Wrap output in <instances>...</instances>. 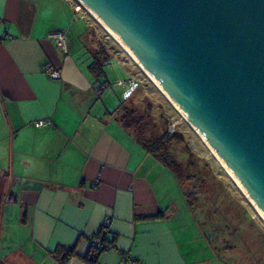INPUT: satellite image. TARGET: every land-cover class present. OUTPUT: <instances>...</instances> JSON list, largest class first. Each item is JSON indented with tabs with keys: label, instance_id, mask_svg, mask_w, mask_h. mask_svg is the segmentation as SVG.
<instances>
[{
	"label": "crops",
	"instance_id": "0c3cea01",
	"mask_svg": "<svg viewBox=\"0 0 264 264\" xmlns=\"http://www.w3.org/2000/svg\"><path fill=\"white\" fill-rule=\"evenodd\" d=\"M75 5L0 0V264H58L49 251L73 244L79 256L66 264H87L80 256L105 222L112 244L97 264H224L173 172L117 120L135 77L110 57L101 83L89 72Z\"/></svg>",
	"mask_w": 264,
	"mask_h": 264
},
{
	"label": "water",
	"instance_id": "95a60500",
	"mask_svg": "<svg viewBox=\"0 0 264 264\" xmlns=\"http://www.w3.org/2000/svg\"><path fill=\"white\" fill-rule=\"evenodd\" d=\"M127 47L264 215V0H74Z\"/></svg>",
	"mask_w": 264,
	"mask_h": 264
},
{
	"label": "rangeland",
	"instance_id": "374dc122",
	"mask_svg": "<svg viewBox=\"0 0 264 264\" xmlns=\"http://www.w3.org/2000/svg\"><path fill=\"white\" fill-rule=\"evenodd\" d=\"M78 12L89 27L85 35L87 51L92 54L103 48L111 59L123 62L137 80L138 86L126 104L141 118L142 135L150 139L163 135L167 150L181 172L191 176L184 190L196 193L198 200L193 213L205 224V231L203 228L201 231L207 237L211 234L207 227L215 229L214 246L224 264H264V221L253 206L140 67L84 8ZM111 67V71L116 68ZM111 67L106 64L104 69ZM171 124L173 132L169 131ZM174 132L177 135L170 137Z\"/></svg>",
	"mask_w": 264,
	"mask_h": 264
},
{
	"label": "trees",
	"instance_id": "16d2710c",
	"mask_svg": "<svg viewBox=\"0 0 264 264\" xmlns=\"http://www.w3.org/2000/svg\"><path fill=\"white\" fill-rule=\"evenodd\" d=\"M2 39L3 36L0 35V42ZM91 56L92 60L88 65V70L93 76L94 80L97 82L104 76V66L108 63L110 56L103 48L93 52ZM99 83H101V81H99ZM114 111L118 112L117 120L121 126L130 134H132L135 140L141 144L147 150V152L153 155L157 160L166 165L173 172L178 185L183 188L187 206L190 209H193L198 200L197 195L194 191L184 190L185 184L191 178V176L188 174L184 175L181 172L179 164L172 158L167 150L164 136L162 135L154 139L145 138L142 135L140 127L141 118L135 114L134 108L126 104V99L122 98ZM175 133L176 132L171 133L173 136L170 137L173 138L176 136L177 134ZM106 229L107 225L103 223L99 230L90 236L89 243L92 237H96L99 241V244H90L88 252L84 256H80V258L87 264H97V258L100 252L112 244V240L108 239L106 235ZM49 254L56 259L58 264H66L71 257L79 256L75 251L74 244L69 246L58 245L52 251H49Z\"/></svg>",
	"mask_w": 264,
	"mask_h": 264
},
{
	"label": "built area",
	"instance_id": "2783aa9c",
	"mask_svg": "<svg viewBox=\"0 0 264 264\" xmlns=\"http://www.w3.org/2000/svg\"><path fill=\"white\" fill-rule=\"evenodd\" d=\"M82 7L76 3L74 9L75 11H79ZM49 37L54 41L55 45L60 48L63 51L67 50V40H66V35L64 32L62 31H53L49 33ZM42 71L44 74H46L47 77H49L50 79H58L60 77V70L59 68L53 66V65H49V64H45L42 66ZM119 83H125V82H119ZM126 87L122 93V98L123 99H128L131 94L133 93V91L136 89V87L138 86V82L136 79L134 78H129L126 81ZM48 123L47 120H36L34 121V126L39 127V126H43L46 125ZM169 127V131L173 132L174 131V124H171L168 126ZM105 224H107V222H105ZM90 244H94V245H98L99 241L96 237H92ZM130 264H141L140 261L137 260H129Z\"/></svg>",
	"mask_w": 264,
	"mask_h": 264
},
{
	"label": "bare ground",
	"instance_id": "6f19581e",
	"mask_svg": "<svg viewBox=\"0 0 264 264\" xmlns=\"http://www.w3.org/2000/svg\"><path fill=\"white\" fill-rule=\"evenodd\" d=\"M95 21L101 25V27L113 38V40L127 53V55L132 59V61L139 66V62L134 58V56L130 53V51L127 49V47L123 44V42L91 11L85 9ZM149 80L154 84L156 88L165 96V98L169 101V103L178 110V106L167 96L164 94V92L161 90L157 82L151 78L150 76H147ZM193 131L197 134L199 139L202 141L204 146L210 151L211 155L216 159V161L219 163V165L223 168V170L228 174V176L231 178V180L236 184L237 188L240 190V192L246 197V199L250 202V204L253 206L259 217L264 221V215L262 212L257 208V206L254 204V202L248 197L246 191L241 186L238 179L234 176L233 172L227 167V165L223 162V160L217 155L215 150L207 143V141L193 128Z\"/></svg>",
	"mask_w": 264,
	"mask_h": 264
},
{
	"label": "flooded vegetation",
	"instance_id": "af4514ba",
	"mask_svg": "<svg viewBox=\"0 0 264 264\" xmlns=\"http://www.w3.org/2000/svg\"><path fill=\"white\" fill-rule=\"evenodd\" d=\"M201 225H202L201 228H203V230L205 231V229H204L205 228V224H203L201 222ZM207 229H208L209 233H211L210 235L208 234V236H209L208 238L210 239L211 243L214 244V242H215V235H216L215 229H212V228H209V227H207Z\"/></svg>",
	"mask_w": 264,
	"mask_h": 264
}]
</instances>
